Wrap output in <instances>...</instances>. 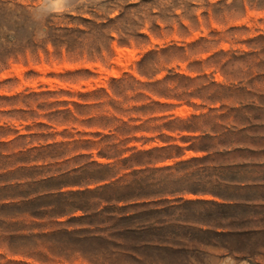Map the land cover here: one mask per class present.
Returning a JSON list of instances; mask_svg holds the SVG:
<instances>
[{"label":"rangeland","instance_id":"374dc122","mask_svg":"<svg viewBox=\"0 0 264 264\" xmlns=\"http://www.w3.org/2000/svg\"><path fill=\"white\" fill-rule=\"evenodd\" d=\"M0 264H264V0H0Z\"/></svg>","mask_w":264,"mask_h":264},{"label":"bare ground","instance_id":"6f19581e","mask_svg":"<svg viewBox=\"0 0 264 264\" xmlns=\"http://www.w3.org/2000/svg\"><path fill=\"white\" fill-rule=\"evenodd\" d=\"M120 52H121V51H120ZM120 52H119V53H120ZM126 52H127V51H126ZM124 54H125V53H124ZM124 54H121V56H122V55L124 56ZM121 56H119V57H121ZM114 73H115V72H114Z\"/></svg>","mask_w":264,"mask_h":264}]
</instances>
